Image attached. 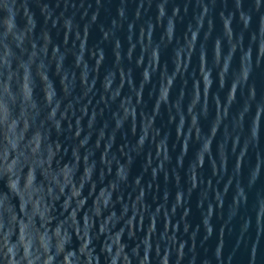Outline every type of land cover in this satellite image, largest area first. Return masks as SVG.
Here are the masks:
<instances>
[{
	"label": "water",
	"instance_id": "1",
	"mask_svg": "<svg viewBox=\"0 0 264 264\" xmlns=\"http://www.w3.org/2000/svg\"><path fill=\"white\" fill-rule=\"evenodd\" d=\"M22 63L25 98L38 65L60 123L49 161L83 146L117 184L111 209L89 166L41 216L90 224L108 206L99 230L132 264L148 244V264H264V0H0V117Z\"/></svg>",
	"mask_w": 264,
	"mask_h": 264
},
{
	"label": "clouds",
	"instance_id": "2",
	"mask_svg": "<svg viewBox=\"0 0 264 264\" xmlns=\"http://www.w3.org/2000/svg\"><path fill=\"white\" fill-rule=\"evenodd\" d=\"M7 10L5 3L4 11ZM9 32L11 29H6V33ZM7 51L5 48V55ZM31 65L28 68L24 63L18 66V96L9 95L7 82L3 87L14 116L9 119V107L4 105V114L0 117V191L4 194V200L0 202V264H132L138 256L137 249L135 253L131 249L129 255L122 239L113 242L115 231L110 227L99 230L100 221L107 219L108 206L100 207V216L93 215L90 224L78 219L71 223L65 220L58 228L56 223L40 215L42 206L58 205L67 197L89 166H92V172L84 187L99 182L97 192L101 188L108 189L111 209L116 204L112 196L117 191V184L109 188L111 181L99 179L101 170L92 156L81 152L83 146L77 150L75 159L71 155H62L60 148L49 161V149L56 141L54 137L61 134V128L54 120L53 98L47 96L48 83L38 65L35 69L38 88H32L25 98ZM59 83L62 85L63 81ZM37 92L38 100L34 98ZM45 109L46 116L43 114ZM66 167L73 170L71 177L64 175ZM84 187L77 200L83 198ZM81 246L84 251L80 250ZM148 250L149 244L136 264H148ZM161 264H166V260Z\"/></svg>",
	"mask_w": 264,
	"mask_h": 264
}]
</instances>
